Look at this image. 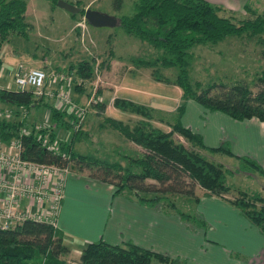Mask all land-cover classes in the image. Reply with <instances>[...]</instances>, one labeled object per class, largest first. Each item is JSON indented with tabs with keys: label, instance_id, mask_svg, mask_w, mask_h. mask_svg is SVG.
I'll use <instances>...</instances> for the list:
<instances>
[{
	"label": "trees",
	"instance_id": "obj_1",
	"mask_svg": "<svg viewBox=\"0 0 264 264\" xmlns=\"http://www.w3.org/2000/svg\"><path fill=\"white\" fill-rule=\"evenodd\" d=\"M56 1L50 2L56 6ZM120 3L121 0H113L116 9H119ZM132 7V14L121 17L119 26L126 35L145 42L160 52L153 60L137 58L134 65L148 69L175 68L176 75L172 80L157 70L151 71V77L180 90V103L170 120L155 118L153 109L143 104L120 97L113 98L112 107L134 114L139 120L129 125L103 116L100 126L118 132L123 138L137 145L141 149L140 153L133 156L122 154L123 166L116 161L108 162L77 153L73 151L74 141L84 137L85 132L74 126L67 143L57 140L56 152L48 151L42 145L43 140L50 143L56 139L58 127L70 129L71 126L63 119L62 111L59 112L54 106L42 101L41 97H36L30 90L0 89V105L6 104L14 108L8 117H4V112L0 110V141L7 143L17 140L21 147L20 156L26 160L73 166V170L78 172L88 170L89 178L111 184L114 187L113 195L132 198L144 207L158 204L162 214L174 213L181 221L201 227L206 225L205 222L194 214H189L188 210L178 209L174 199L176 196V199L184 197L181 207L185 203L187 205L188 201L196 205L198 198L193 192L198 187L202 190V196L216 195L234 206L264 236V197L258 191L240 189H235L234 194L229 197L231 188L226 182V176L230 171L207 160L197 150L185 147L178 140V137L186 140L199 150L234 157L239 161L240 169L252 170L264 179V170L256 161L246 156L234 155L226 141L211 148L204 146L201 136L183 126L180 121L187 100L196 102L207 111H219L237 121L252 117L264 121V70L253 82L255 91L243 81L230 85L215 82L202 85L199 81H190L187 74L189 50L192 46L213 44L230 35L257 34L264 29V13L253 11L247 1L242 9L250 13L251 17L240 20H234L230 10L206 0H134ZM25 9V0H0V48L12 35L27 36L30 25L25 21ZM83 12V9L78 10L80 16ZM70 16L74 17L73 14ZM75 73L81 82L93 79L91 65L85 60L76 63ZM73 89L75 92L82 91L78 85ZM87 95L95 100L92 107L102 116L105 107L97 100L100 96L99 90ZM34 107L45 108L52 123L39 129L36 126H27L25 115ZM151 121L166 125L169 131L154 126ZM76 123L75 119L73 124ZM21 128L29 130L21 134ZM125 191L129 196L123 195ZM169 196L174 198L170 199ZM68 254L69 249L62 243L61 232L45 221L25 219L9 228H0V264L186 262L184 259L170 258L141 248L129 241L109 244L101 238L86 243L73 260L65 259ZM231 254L238 256L233 252Z\"/></svg>",
	"mask_w": 264,
	"mask_h": 264
},
{
	"label": "rangeland",
	"instance_id": "obj_2",
	"mask_svg": "<svg viewBox=\"0 0 264 264\" xmlns=\"http://www.w3.org/2000/svg\"><path fill=\"white\" fill-rule=\"evenodd\" d=\"M25 1L26 9L24 17L25 21L30 25V28L27 30L26 37L12 35L0 48V54L4 62L9 57L14 59L15 62L12 72L5 79V82L3 83L0 80V89H16L13 80L18 66H21V71L37 68L43 70L45 75H49L50 73L63 74L67 79L65 82L60 81L58 84L55 83V86L57 89L61 86L64 91H69L70 102L75 104L76 108L79 109L81 117L79 118L80 124H73L76 111L75 113L72 112L73 110L70 109V104L60 108L57 107L58 101L55 99V93L52 97L42 98V101L54 106L59 112L62 111L64 113L63 119L71 126L70 129L62 126L58 127L56 130V139L67 143L71 137L73 126L77 127V130L79 129L85 132V135L78 141H74L73 151L108 162L116 161L123 166L122 154L125 153L133 156L136 153H140L141 149L123 138L118 132L106 126L101 127L102 117L108 116L115 118L129 125L137 121V119L139 120V117L134 114L117 111L112 107L113 98L124 94L127 90L125 85L130 84L132 80L141 82L142 87L136 86L140 87L145 95L151 99L150 102L155 103V101L161 100L150 95L155 91L165 93L167 95L166 97L170 98L166 100L167 103L171 102V97L174 95V92L170 87L174 91L176 87L171 85L168 89L164 90L161 87H164L166 83L160 82L158 84V81L152 79L151 71L157 70L161 75L172 80L176 75V69L171 67L148 69L134 65V60L137 58L153 60V57L160 53L151 45L126 35L118 24L121 17L132 14L134 0H121L119 9L114 7L113 0H63L77 7L78 10L90 9L115 20V23L112 25L99 27H93L87 23L83 15L80 16L78 11L73 13L74 17H71L70 13L52 5L51 0ZM246 1L249 7L256 13H264V0ZM230 11L233 12L231 15L234 17V20L251 17L250 13L245 12L243 9ZM188 58L187 74L188 79L192 82L199 81L202 85L210 82L230 85L243 81L252 91H255L253 82L257 75L264 70V29L254 35L248 33H243L239 36L230 35L213 44L194 45L189 50ZM84 60L90 63L93 73V79L87 82H81L75 73L76 63ZM75 85L81 87L82 91L75 92L73 89ZM97 89L100 92L97 100L98 102H102L105 107L102 116L96 113L92 107L93 103L90 102L91 98L87 97L89 92L91 94V92ZM146 96L143 98L144 100L147 99ZM175 105L173 104L174 107ZM0 110L4 113L11 114L14 108L4 104L0 106ZM32 110L33 108L29 109L24 118L27 126L46 127L52 123L51 119H49V112L45 108H37L35 111ZM165 113L162 114L164 116L163 119L170 120L174 112ZM153 115L155 118H159L158 116H160L156 111L153 112ZM151 123L165 131H169L168 127H165L163 124L155 121H151ZM174 138L177 139V137ZM178 140L185 147L197 150L207 160L220 163L224 167H228L229 171L231 170L230 174L226 176V182L231 188L229 197L234 194L235 189L258 191L264 197V179L252 170L240 169L238 160L236 161L234 158L227 157L225 154L223 155L218 152L211 154L209 156L210 160L206 154L211 152L199 150L197 147L194 148L186 140L179 137ZM228 146L230 147L229 143ZM223 166L222 168H224ZM69 170L70 173L76 174L88 173V170L79 172L73 170V166H69ZM148 182L153 181L148 180ZM154 187L158 186L154 185ZM201 192L202 190L196 187L193 193L199 199ZM123 195L129 196L127 191ZM213 197L222 200V198L216 195ZM226 197L228 196L226 195ZM169 198L172 199L174 197L169 196ZM176 198L177 196L174 199L178 209L188 210L189 214H194L197 218L201 219L196 215V207L192 202L188 201L187 205L186 203L184 204L186 207H181L184 197H181L182 199ZM157 208H160V205L159 207L155 206L156 210H158ZM80 213L84 219L86 216L85 212L80 210ZM202 220L204 222L207 221L205 218ZM208 223L209 221L205 223L206 225L198 227L200 230L203 229L205 231V234L200 235V237H205L208 241L212 240L217 242L213 238L219 240L217 235L222 234L223 229L227 226H222L221 222L215 225L209 223L211 228L206 231ZM189 224L195 225L191 223L187 225L189 231L192 232L194 227ZM233 229L237 228L233 227ZM222 239H225V237H222ZM74 244L79 245V242H74ZM71 252L72 254H76L77 249L74 248ZM240 253H243V250ZM204 255L205 253L202 254L201 258H204ZM241 256L237 257L241 258ZM65 259H68V257ZM212 259L214 263L218 261V258L214 255ZM200 262H203V260H200ZM150 264L160 263L151 261ZM185 264L192 263L186 261ZM193 264L201 263L193 262Z\"/></svg>",
	"mask_w": 264,
	"mask_h": 264
},
{
	"label": "crops",
	"instance_id": "obj_3",
	"mask_svg": "<svg viewBox=\"0 0 264 264\" xmlns=\"http://www.w3.org/2000/svg\"><path fill=\"white\" fill-rule=\"evenodd\" d=\"M206 1L232 11L242 9L245 2V0ZM0 59V80L4 83L12 72L15 62L10 57L4 62L1 54ZM136 85L142 87L140 81L132 80L130 84L125 85L126 92L117 97L148 106L153 109V112L159 113V118L163 119L162 114H166L165 112H174L180 101V90L176 86L175 91L170 84L161 87L164 90L170 87L174 92L171 102L167 103L166 100L170 98L166 97L165 93L155 91L150 95L161 100L152 103L151 99ZM145 96L146 100L143 99ZM173 104H176L175 107ZM36 109L33 108L32 111ZM180 121L183 126L201 136L204 146L211 148L217 146L219 142L226 141L234 155L249 157L264 170V121L254 117L237 121L219 111H207L192 100L185 102ZM214 153L217 152L205 154L209 158ZM224 168L228 169V167ZM113 191L114 187L111 184L89 178L87 174L70 173L66 177L55 218V228L61 232L62 243L69 249L68 259L71 256L77 257L86 243L101 238L109 244H122L129 241L141 248L164 253L179 260L184 259L192 264L193 262L264 264V236L260 235L234 206L219 198L202 196L201 192L195 205L196 215L201 219L205 218L210 224L215 225L221 222L222 226H227L222 234L217 235L219 240L213 238L217 240L216 242L200 237L205 234V231L189 224L194 227V230L190 232L188 223L181 221L176 214H162L160 208L155 209V206L159 207L158 204L153 207H144L132 198L113 195ZM80 210L86 214L84 219ZM209 223L206 231L211 228ZM74 242H79V245ZM74 248L77 249L76 254L71 252ZM241 250L243 253H240ZM232 252L238 256L242 255L241 258L232 257L230 255ZM204 253V258H201ZM213 255L218 258L216 263L212 259Z\"/></svg>",
	"mask_w": 264,
	"mask_h": 264
},
{
	"label": "built area",
	"instance_id": "obj_4",
	"mask_svg": "<svg viewBox=\"0 0 264 264\" xmlns=\"http://www.w3.org/2000/svg\"><path fill=\"white\" fill-rule=\"evenodd\" d=\"M20 69L18 66L13 80L17 90H30L38 98H49L55 93L56 106L60 108L70 104L72 112L76 111V125L80 124L81 112L70 102L69 91L55 86V83L65 82L67 78L63 74L45 75L37 68ZM90 102L95 100L91 98ZM8 116L9 113H4V117ZM40 127L36 126V129ZM27 132V128L20 129L21 134ZM56 141L49 143L44 139L42 145L48 151L56 152ZM20 151L17 140L0 141V228H9L25 219L45 221L55 227L64 182L70 174L69 167L26 160L21 158Z\"/></svg>",
	"mask_w": 264,
	"mask_h": 264
},
{
	"label": "water",
	"instance_id": "obj_5",
	"mask_svg": "<svg viewBox=\"0 0 264 264\" xmlns=\"http://www.w3.org/2000/svg\"><path fill=\"white\" fill-rule=\"evenodd\" d=\"M56 6L65 10L66 12L73 14L78 11V8L74 5L65 2L63 0H57ZM83 18L93 27H99L103 25H112L115 23V20L96 11L85 9L83 12Z\"/></svg>",
	"mask_w": 264,
	"mask_h": 264
}]
</instances>
